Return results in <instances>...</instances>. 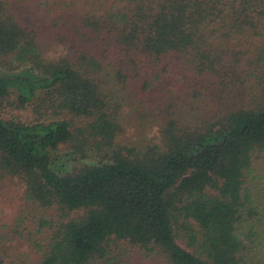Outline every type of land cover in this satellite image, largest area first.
<instances>
[{"label":"trees","instance_id":"trees-1","mask_svg":"<svg viewBox=\"0 0 264 264\" xmlns=\"http://www.w3.org/2000/svg\"><path fill=\"white\" fill-rule=\"evenodd\" d=\"M79 1L32 24L0 0V185L22 186L12 239L37 255L0 236V264L123 261L119 243L150 264H264V0ZM125 106L157 144H117Z\"/></svg>","mask_w":264,"mask_h":264},{"label":"rangeland","instance_id":"rangeland-1","mask_svg":"<svg viewBox=\"0 0 264 264\" xmlns=\"http://www.w3.org/2000/svg\"><path fill=\"white\" fill-rule=\"evenodd\" d=\"M18 6L20 8V18L26 23L35 24L36 22H42V20L47 16L46 5L50 7L56 6L60 9H63L66 13H80L85 9L84 4L79 0H17ZM45 44V43H44ZM46 53L47 56L51 59H55L61 55L66 54L69 50L67 46H62L58 43H46ZM193 92L192 99L190 100L196 107H202L207 103L208 97L204 93L191 90ZM202 97V98H201ZM208 106V104H207ZM183 107L182 109H185ZM189 110V109H188ZM1 117L9 120L19 121L23 123H28L34 120L36 115H34L31 109L23 110H11L5 105L1 111ZM120 120L124 127V133L120 135L117 139V144L119 145H145L147 143L157 144L159 141L157 127H147L143 131L137 127L136 118L133 113V109L125 106L120 113ZM68 117L67 119H69ZM62 154L68 155L72 160L75 158L79 160L80 155L77 157L74 155L69 156L72 151H75L72 148L66 146L60 149ZM264 155L256 156L253 163V178H264ZM75 159V160H76ZM88 161V160H87ZM74 163H78L75 162ZM73 164V163H72ZM254 180V179H253ZM252 180V181H253ZM254 182H257L254 180ZM23 188L16 181H6L0 185V236H3V245L7 254L12 255L13 258L18 256H24V260L27 263L35 261L37 255L29 248L28 245L22 243L20 240H13V235L11 234L12 229H15L18 225L17 221L20 216H24L23 212L28 210V205L23 199L22 196ZM79 212L72 213V217H77ZM31 229H34V225H30ZM22 230V229H21ZM43 235H37L38 238H41ZM117 246L126 250L129 254L128 257H125L122 261V256L119 255V250L113 246V254L109 257V260L115 259L110 263L104 261L99 262L98 264H150V262H144L138 256L136 249L129 247L125 243H119Z\"/></svg>","mask_w":264,"mask_h":264}]
</instances>
